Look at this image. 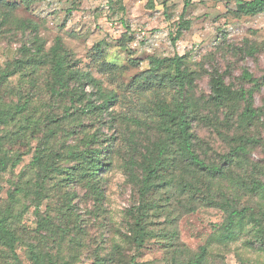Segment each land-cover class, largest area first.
<instances>
[{"label": "rangeland", "instance_id": "1", "mask_svg": "<svg viewBox=\"0 0 264 264\" xmlns=\"http://www.w3.org/2000/svg\"><path fill=\"white\" fill-rule=\"evenodd\" d=\"M185 1L0 0L1 155L10 158L0 170V225L15 237L0 236V264H189L200 256V264H264V12L236 17V0ZM58 38L74 69L116 96L111 108L82 113L65 95H51L50 64H27L37 44L48 52ZM176 54L191 73L194 149L224 173L193 169L174 143L175 167L142 198L141 163L163 137L162 108L178 100L174 66L155 76L148 69L154 58ZM214 75L253 93L251 119L242 118L246 100H215ZM86 89L102 102L96 86ZM89 138L102 151L99 199L89 177L75 176L69 154L89 148ZM239 146L245 152L230 155ZM42 147L49 172L33 160ZM207 186L212 198L246 209L228 238L227 213L209 204ZM145 202L140 245L131 213Z\"/></svg>", "mask_w": 264, "mask_h": 264}, {"label": "trees", "instance_id": "2", "mask_svg": "<svg viewBox=\"0 0 264 264\" xmlns=\"http://www.w3.org/2000/svg\"><path fill=\"white\" fill-rule=\"evenodd\" d=\"M236 17L241 15H257L264 12V0H236ZM192 0L185 1V7L191 4ZM182 23L179 24L181 26ZM176 38H172L176 43ZM37 56L38 58H34ZM43 57L45 59H43ZM169 63L174 66L173 80L178 88V100L175 102L173 108L168 107L163 109V118L166 120L158 126L163 132V137L160 136L156 141H152L150 146L147 147L144 161L141 163L142 178L140 181V193L142 198L146 197L153 191H155L161 184L158 183L161 178L165 176L169 170L175 167V160L172 156V144L177 143L179 147V154L185 162H187L193 169L198 170L200 173L204 172L207 175L216 178L223 175V167L216 164H209L203 160L200 155L195 151L193 144V133L191 131L192 119L187 113V84L189 82L190 74L184 68L183 56L176 54L174 57L166 58H154L151 62L152 67L148 69L151 76L158 75L163 66ZM27 64L35 66L37 64H50L54 73L53 82L48 83V90L51 95L61 97L64 96L70 99L71 105L77 107L82 113L92 112L94 110H108L115 102L116 96L114 94H106L102 90L100 81L95 79L90 73H82L78 69H74L75 63L72 62L71 52L68 51L62 43L61 38H58L56 43L50 48L48 52H44L43 44H37L35 53L30 57V61ZM13 73V72H11ZM96 86L98 93L102 96V102L94 104L91 100V92L87 91L88 86ZM211 86L214 92L215 100L224 104L233 100H246V108L242 114L244 120L251 119L254 116L253 109V93L247 94L244 90H233L230 86L226 85L223 78L220 75H214L211 79ZM27 104L23 106H17V112L26 110ZM50 122L55 123L58 118H48ZM4 121L0 118V125ZM172 123V124H171ZM1 130V127H0ZM50 135H53L54 128L50 127ZM48 135V136H50ZM92 138L86 139L84 146L89 147L85 149H76L70 151V156L77 161L75 166V176L82 178L89 177L92 180L90 185L93 192L98 196H102L100 188V176L99 172L102 168V151L98 149L92 150L90 145ZM244 146H239L234 149L230 155L245 152ZM2 151V138L0 135V170L7 167L10 158L7 155H1ZM44 147L38 148L34 155V162L45 171H50L54 166L50 164L48 159H44ZM228 156V155H227ZM226 156V157H227ZM50 157V156H48ZM51 158V157H50ZM20 157L16 160L18 162ZM194 187L192 184H183V189L187 187ZM197 188V187H195ZM206 199L209 204L219 207L227 213V223L224 226L222 235L224 238H228L232 235V229L235 227L236 221L242 219L246 213V209L238 210L234 206V202L229 198L224 200H217L212 198L210 193V187L207 186ZM151 208L147 202L141 203V205L135 209L131 214L135 219V240L141 245L144 241L145 235L143 222L144 215L147 209ZM237 221V222H238ZM0 236L6 239L8 242H13L15 237L13 233L6 228L5 222L0 225ZM35 255V254H34ZM36 258V257H35ZM201 256L195 262H189V264H200ZM144 264V263H135Z\"/></svg>", "mask_w": 264, "mask_h": 264}]
</instances>
